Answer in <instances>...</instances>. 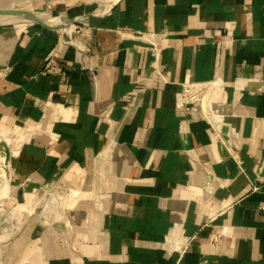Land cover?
I'll return each mask as SVG.
<instances>
[{
    "label": "crops",
    "instance_id": "0c3cea01",
    "mask_svg": "<svg viewBox=\"0 0 264 264\" xmlns=\"http://www.w3.org/2000/svg\"><path fill=\"white\" fill-rule=\"evenodd\" d=\"M0 164V264H264V0H0Z\"/></svg>",
    "mask_w": 264,
    "mask_h": 264
},
{
    "label": "built area",
    "instance_id": "2783aa9c",
    "mask_svg": "<svg viewBox=\"0 0 264 264\" xmlns=\"http://www.w3.org/2000/svg\"><path fill=\"white\" fill-rule=\"evenodd\" d=\"M52 29L66 34L67 44H74L72 33H77L79 31V24L70 23V24H56L50 26ZM155 52V51H154ZM220 80H213L210 83L206 84H183L180 91V99L177 103L178 107H183L189 102H196L199 106L200 114L205 118L209 123L211 128L214 130L216 137L219 138V130L224 124L223 117L218 114L213 108L209 100V90L220 84ZM129 107H134V100L132 99L129 103ZM7 168L6 164H0V188L7 179ZM224 235L223 230L214 233L210 237V242L215 243L221 239ZM192 238H190L191 240ZM188 244L184 246V249Z\"/></svg>",
    "mask_w": 264,
    "mask_h": 264
},
{
    "label": "rangeland",
    "instance_id": "374dc122",
    "mask_svg": "<svg viewBox=\"0 0 264 264\" xmlns=\"http://www.w3.org/2000/svg\"><path fill=\"white\" fill-rule=\"evenodd\" d=\"M31 214V213H30ZM32 215V214H31Z\"/></svg>",
    "mask_w": 264,
    "mask_h": 264
},
{
    "label": "water",
    "instance_id": "95a60500",
    "mask_svg": "<svg viewBox=\"0 0 264 264\" xmlns=\"http://www.w3.org/2000/svg\"><path fill=\"white\" fill-rule=\"evenodd\" d=\"M51 28V27H50Z\"/></svg>",
    "mask_w": 264,
    "mask_h": 264
}]
</instances>
